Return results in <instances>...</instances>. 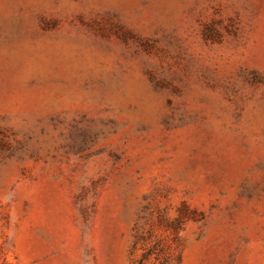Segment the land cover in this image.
Returning a JSON list of instances; mask_svg holds the SVG:
<instances>
[{"label": "rangeland", "instance_id": "374dc122", "mask_svg": "<svg viewBox=\"0 0 264 264\" xmlns=\"http://www.w3.org/2000/svg\"><path fill=\"white\" fill-rule=\"evenodd\" d=\"M0 264H264V0H0Z\"/></svg>", "mask_w": 264, "mask_h": 264}]
</instances>
